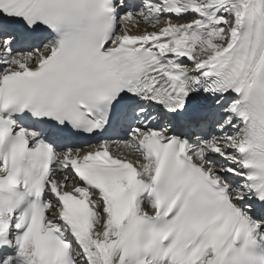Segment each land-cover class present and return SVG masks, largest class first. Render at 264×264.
Returning <instances> with one entry per match:
<instances>
[{"label":"snow or ice","instance_id":"obj_1","mask_svg":"<svg viewBox=\"0 0 264 264\" xmlns=\"http://www.w3.org/2000/svg\"><path fill=\"white\" fill-rule=\"evenodd\" d=\"M0 264H264V0H0Z\"/></svg>","mask_w":264,"mask_h":264}]
</instances>
